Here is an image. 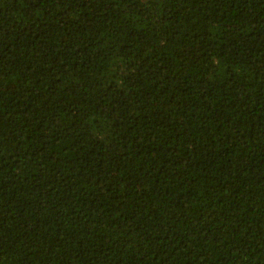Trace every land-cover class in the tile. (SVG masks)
<instances>
[{"label":"trees","instance_id":"obj_1","mask_svg":"<svg viewBox=\"0 0 264 264\" xmlns=\"http://www.w3.org/2000/svg\"><path fill=\"white\" fill-rule=\"evenodd\" d=\"M0 264H264V0H0Z\"/></svg>","mask_w":264,"mask_h":264}]
</instances>
